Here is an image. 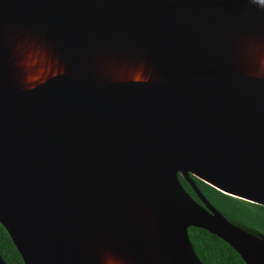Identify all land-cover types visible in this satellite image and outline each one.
I'll use <instances>...</instances> for the list:
<instances>
[{
  "label": "water",
  "instance_id": "water-1",
  "mask_svg": "<svg viewBox=\"0 0 264 264\" xmlns=\"http://www.w3.org/2000/svg\"><path fill=\"white\" fill-rule=\"evenodd\" d=\"M262 46L264 0H0V222L25 263L205 264L199 227L264 264L192 177L264 206Z\"/></svg>",
  "mask_w": 264,
  "mask_h": 264
},
{
  "label": "trees",
  "instance_id": "trees-1",
  "mask_svg": "<svg viewBox=\"0 0 264 264\" xmlns=\"http://www.w3.org/2000/svg\"><path fill=\"white\" fill-rule=\"evenodd\" d=\"M192 177L211 203L230 221L252 233H264V206L225 194L201 179L193 175ZM180 178L185 188L198 198L191 183L182 175ZM190 237L198 256L205 264H248L229 243L206 229L192 227ZM0 254L7 264H26L1 222Z\"/></svg>",
  "mask_w": 264,
  "mask_h": 264
},
{
  "label": "snow or ice",
  "instance_id": "snow-or-ice-1",
  "mask_svg": "<svg viewBox=\"0 0 264 264\" xmlns=\"http://www.w3.org/2000/svg\"><path fill=\"white\" fill-rule=\"evenodd\" d=\"M26 51V46L23 48L21 55L23 56ZM260 54L264 55V46L260 48ZM118 255L116 252L112 250H101L98 256V264H111V260Z\"/></svg>",
  "mask_w": 264,
  "mask_h": 264
},
{
  "label": "bare ground",
  "instance_id": "bare-ground-1",
  "mask_svg": "<svg viewBox=\"0 0 264 264\" xmlns=\"http://www.w3.org/2000/svg\"><path fill=\"white\" fill-rule=\"evenodd\" d=\"M240 48L244 49V46L241 45ZM101 55L102 56H100L98 59L101 60V63L104 65V67H105L106 62L112 63V62L117 61V59L114 58L112 56V53H110V52H102ZM119 69H120V66L113 65L112 70H110V72H111L112 75H116L118 73Z\"/></svg>",
  "mask_w": 264,
  "mask_h": 264
},
{
  "label": "flooded vegetation",
  "instance_id": "flooded-vegetation-1",
  "mask_svg": "<svg viewBox=\"0 0 264 264\" xmlns=\"http://www.w3.org/2000/svg\"><path fill=\"white\" fill-rule=\"evenodd\" d=\"M198 197V196H197Z\"/></svg>",
  "mask_w": 264,
  "mask_h": 264
}]
</instances>
